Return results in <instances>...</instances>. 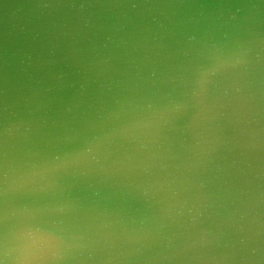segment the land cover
Wrapping results in <instances>:
<instances>
[{
	"label": "water",
	"instance_id": "1",
	"mask_svg": "<svg viewBox=\"0 0 264 264\" xmlns=\"http://www.w3.org/2000/svg\"><path fill=\"white\" fill-rule=\"evenodd\" d=\"M0 264H264V0H0Z\"/></svg>",
	"mask_w": 264,
	"mask_h": 264
}]
</instances>
